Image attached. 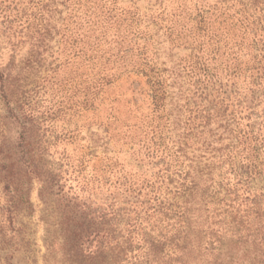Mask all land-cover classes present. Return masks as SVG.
<instances>
[{"label":"trees","instance_id":"trees-1","mask_svg":"<svg viewBox=\"0 0 264 264\" xmlns=\"http://www.w3.org/2000/svg\"><path fill=\"white\" fill-rule=\"evenodd\" d=\"M118 1L35 0L27 18L42 45L50 14L67 11L63 41L89 70L75 94L93 113L108 109L103 95L119 76L144 80L149 115L127 102L122 135L156 171L148 177L109 157L89 170L86 155L64 157L57 171L74 179H41L40 199L56 196L60 206L62 240L49 247L75 264H264V0H178L151 19ZM177 48L186 53L173 60ZM25 154V167L42 165L46 176L37 152ZM69 181L88 199L65 192ZM104 188L109 195L94 198Z\"/></svg>","mask_w":264,"mask_h":264},{"label":"rangeland","instance_id":"rangeland-1","mask_svg":"<svg viewBox=\"0 0 264 264\" xmlns=\"http://www.w3.org/2000/svg\"><path fill=\"white\" fill-rule=\"evenodd\" d=\"M34 2L0 0V264H75L62 250L57 248L58 251L52 252L49 247L54 237L58 242L62 240L56 226L60 222L57 211L60 206L56 196L48 197L44 193L47 201L40 199L41 179L54 177L51 173L63 177L61 184L66 177L74 179L70 173L65 176L57 170L64 157L82 155H86L85 164L89 170L98 168L103 159L109 157L117 159L127 170L150 177L156 171L148 166V161L135 160L131 149L137 146L125 134L122 135L125 130L123 122L130 114L127 102L144 107L146 114L149 100L140 90V82L144 80L131 74L119 76V80L106 89L103 97L108 109L102 106L93 113L81 105L84 96L81 93L76 95L75 91L77 85L86 80L89 70L81 68L83 64L73 58L69 45L63 41L67 11L59 7L61 15L50 14L51 37L41 45L34 25L29 26L27 21L31 14L38 12L33 7ZM162 4L171 11L178 5V0L118 1L119 7L137 10L146 14L148 19L157 16ZM38 20L39 16H36V23ZM185 53L183 48H177L171 55L176 60ZM171 65L169 62L168 66ZM115 98L120 101L115 104L116 110L111 112L110 101ZM28 102L34 111L30 123L24 119L29 113L25 106ZM110 114L120 122L109 117ZM129 123L135 125L137 121ZM38 144L42 147L39 148ZM93 146L96 147L92 150ZM27 152H37V160H42V164L49 168L46 176L42 165L34 173L25 167ZM40 154L43 158L38 157ZM69 187H73L71 197L79 194L88 199L90 193H81L76 181L66 182L65 192ZM15 188L17 191H13ZM107 195L104 188L94 198ZM13 206L16 211L10 212Z\"/></svg>","mask_w":264,"mask_h":264}]
</instances>
